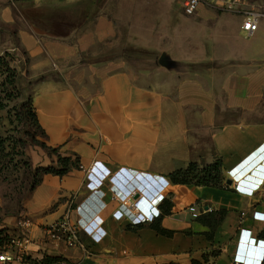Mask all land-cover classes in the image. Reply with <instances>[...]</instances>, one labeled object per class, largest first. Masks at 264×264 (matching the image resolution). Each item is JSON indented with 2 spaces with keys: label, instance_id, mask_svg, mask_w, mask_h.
<instances>
[{
  "label": "crops",
  "instance_id": "1",
  "mask_svg": "<svg viewBox=\"0 0 264 264\" xmlns=\"http://www.w3.org/2000/svg\"><path fill=\"white\" fill-rule=\"evenodd\" d=\"M183 2L184 28L166 33L160 21L150 28L146 11L167 8V0H0V56L22 54L30 104L45 143L56 149L39 164L58 168L57 155L78 163L62 174L41 173L32 189L0 181V227L18 236L19 216L33 223L24 256L70 264H264L251 248L264 240V221L253 218L264 213V0L233 9L224 1L203 4L191 15ZM249 5L263 13L251 35L240 27ZM33 9L43 17L62 13L63 26H42ZM214 157L224 187L172 183V211L203 204L195 220L169 212L145 222L133 211L139 193L128 198L124 188L155 187L141 192L147 209L160 191L154 175ZM93 165L102 172L89 179ZM126 171L151 178L126 180ZM95 180L101 183L91 188ZM68 209L79 245L44 230ZM83 217L99 230L84 231Z\"/></svg>",
  "mask_w": 264,
  "mask_h": 264
},
{
  "label": "rangeland",
  "instance_id": "2",
  "mask_svg": "<svg viewBox=\"0 0 264 264\" xmlns=\"http://www.w3.org/2000/svg\"><path fill=\"white\" fill-rule=\"evenodd\" d=\"M167 1L170 2V6L167 8L159 7L146 11V19L150 28L156 25L157 21H160V28L161 30L164 28L166 33L175 24L178 28L183 29L186 16L180 14V0ZM129 13L131 19V16L134 15L131 11ZM31 14L33 18L40 21L42 26L51 27L55 30L63 26L61 23L64 20L62 13H52L51 17H43L36 9H33ZM135 16L136 18L139 17L137 14ZM138 19L140 20V17ZM163 45L169 49L171 43L166 42ZM21 56L22 54L18 50L4 51L0 56V139L2 141L0 145V181L7 183L10 189L15 188L17 190L25 186L29 188L38 181L43 167H46L39 164L40 155L44 152L50 155L55 154V152L47 151L46 147L43 146L44 134L32 119V105L29 99L32 87L25 67L21 65L22 61H17L20 60ZM202 144H205V140H202ZM215 160L214 157L210 163ZM194 163L198 169L209 164L205 161H194ZM174 171L169 172L166 176H154L163 177L165 181H171L170 178L176 175ZM145 188L147 191L153 187L148 185ZM164 200L160 205H163ZM6 230L7 228L0 227V241L2 242L0 243V250L12 238V235Z\"/></svg>",
  "mask_w": 264,
  "mask_h": 264
},
{
  "label": "built area",
  "instance_id": "3",
  "mask_svg": "<svg viewBox=\"0 0 264 264\" xmlns=\"http://www.w3.org/2000/svg\"><path fill=\"white\" fill-rule=\"evenodd\" d=\"M219 1H224L227 9H233L234 5L237 4L238 2H241L242 0H184L183 2V11L187 15H191L195 13L200 5L203 4H212L216 3ZM260 11L255 9L253 6H248L242 10V23H241V29L245 34L251 35L253 34L257 27H258V20L259 17L262 15ZM69 162L74 161L71 157L68 160ZM96 165H93L88 173H87V178H93V171H98V168H95ZM102 167V165H100ZM103 168V167H102ZM96 169V170H95ZM103 171L108 172L109 170L106 168H103ZM229 170L228 172H230ZM99 173L102 171L99 170ZM125 178L123 179H132L135 176H139V178L142 181H146L147 179H150V175H145L138 173L136 171H133V173H130L129 171H126L125 174L122 176ZM127 180V179H126ZM125 181V180H124ZM120 182L121 184L125 183L127 184L128 181L126 182ZM155 181V180H154ZM157 181L159 184L157 185V189L160 188L159 193H161V196H163V200L169 195V193L174 189V185L170 181H165L163 177H158ZM157 182V183H158ZM101 180H98L96 182H88V184L91 186V188H95L97 184H100ZM155 183V182H152ZM119 184V183H118ZM148 186V185H147ZM146 186V187H147ZM135 186H130L128 188H124L125 192L127 194H131L128 198H131L134 196L137 192L139 195L133 199L132 201V209L136 214L141 215V218L143 221H149V220H154L155 217L160 213L161 209H155L154 207H148L147 209H143L141 202L138 203L139 198L142 196L141 192L144 190L146 191L147 188L142 187L141 185ZM114 188L119 189L117 186ZM152 189H155L153 187ZM156 190V189H155ZM127 195H123V200L124 202L127 201L125 199ZM122 200V201H123ZM162 200V201H163ZM161 201V202H162ZM176 202V201H175ZM102 204V202H101ZM79 207V206H78ZM78 207H76L78 209ZM157 208V207H156ZM203 208V204L200 201H196L193 204L185 205L182 207V209H177L171 211V215L175 218H180V219H189V220H195L199 215H200V209ZM70 209L66 210L64 214L56 221L47 224L44 227V230L46 234L54 240H63L66 245L68 246H74V245H79V239H78V231H77V226L75 223H72L70 221ZM121 217H125V215H122ZM253 218L254 219H260L264 221V213L260 211H254L253 212ZM83 219L87 222V224L83 227L84 231H86L88 234H92L94 230H99L96 225H94L93 221L88 222L89 217H83ZM130 220V219H128ZM102 221V220H101ZM18 226L22 229V232L18 236H12L10 242L0 250V264H13L16 261H22L23 257L27 251V244L30 242V233H31V228L33 226L32 220L26 216V215H21L18 217ZM245 232V231H244ZM245 239L248 238V234H243ZM262 239L258 240V243L255 244V246H251L252 251H255V254L257 256H261L264 254V240L260 241ZM241 252V251H240ZM240 257V256H238ZM247 259V258H246ZM249 260V259H248ZM257 261V260H256Z\"/></svg>",
  "mask_w": 264,
  "mask_h": 264
},
{
  "label": "trees",
  "instance_id": "4",
  "mask_svg": "<svg viewBox=\"0 0 264 264\" xmlns=\"http://www.w3.org/2000/svg\"><path fill=\"white\" fill-rule=\"evenodd\" d=\"M32 119L40 127L33 107H32ZM42 132L44 134L43 130ZM1 143L2 141L0 139V145ZM43 146L46 147L47 151L56 153V149L49 147L45 142ZM69 159L70 157H62L61 155H57V163L59 167L57 168L53 165H48L46 167H43L41 173L62 174L67 171L68 166H78V163H76L75 160L72 162H69L68 161ZM174 174H176L175 177L172 176L170 178L171 180L170 182L174 184H183V185L193 184L199 187L210 186V187H217V188H222L225 186L224 177L222 174V164H221V160L218 158L213 163H209L205 166H202L199 169L195 167L194 162H190L187 167L175 170ZM38 181L34 182L29 188L30 189L34 188V186L37 184ZM173 204L174 202L172 200V197L168 195L166 199L164 200L163 205H161L160 213L155 217V219H159L161 215L171 212ZM154 228L156 229L157 232L161 234L168 235L171 233V231L163 228L159 224L154 225ZM0 234H1V231H0ZM261 235L264 237V230L261 232ZM0 243L2 242L0 241ZM23 262L24 263L26 262L28 264H70L64 259H62V257L50 256V255H44L41 259H38V260L30 259L29 257L24 256Z\"/></svg>",
  "mask_w": 264,
  "mask_h": 264
},
{
  "label": "clouds",
  "instance_id": "5",
  "mask_svg": "<svg viewBox=\"0 0 264 264\" xmlns=\"http://www.w3.org/2000/svg\"><path fill=\"white\" fill-rule=\"evenodd\" d=\"M143 195H144V194H142V196L139 198L138 203H140L141 200L143 199V197H144ZM162 199H163V196H161V193L156 194V196H154V197L150 200V202H151L152 204H154L155 206L152 205V206H150V207H154L155 209H157L156 207H157L158 203L162 201ZM139 201H140V202H139Z\"/></svg>",
  "mask_w": 264,
  "mask_h": 264
},
{
  "label": "water",
  "instance_id": "6",
  "mask_svg": "<svg viewBox=\"0 0 264 264\" xmlns=\"http://www.w3.org/2000/svg\"><path fill=\"white\" fill-rule=\"evenodd\" d=\"M163 57H164V55L162 54V55H161V58H160V62H161L162 64H164V59H163ZM226 182H227V183H230L231 181H230V179H227Z\"/></svg>",
  "mask_w": 264,
  "mask_h": 264
}]
</instances>
